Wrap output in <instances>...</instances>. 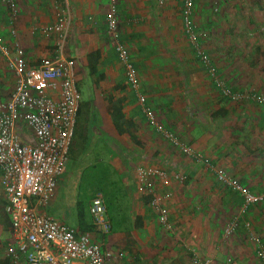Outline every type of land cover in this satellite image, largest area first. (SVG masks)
Masks as SVG:
<instances>
[{
  "label": "crops",
  "instance_id": "1",
  "mask_svg": "<svg viewBox=\"0 0 264 264\" xmlns=\"http://www.w3.org/2000/svg\"><path fill=\"white\" fill-rule=\"evenodd\" d=\"M198 1L195 2V8ZM15 2L19 15L10 22V10L0 0V36L7 49L6 52L0 50V102L7 100L14 88L15 77L10 60L14 56L15 46L19 45L24 49L26 60L30 64H37L42 58L52 56L56 48L57 33L45 34L42 29L52 25L58 10L67 4L71 10V26L65 53L77 60L78 88L79 75L84 81L90 78L87 81L90 97L88 100L81 97L79 106L81 119L84 120L82 126L85 124L88 131L90 121L100 119L102 126L106 127L104 133L113 138L117 147L113 149L109 143L106 145H110L114 151L135 150L138 152L137 160L142 162L140 165H159L158 167L171 171L183 168L188 175L185 182L158 180L155 193L162 205L169 210L173 230L176 220L182 221L179 229H187V222H190L192 229L202 228V231H207L205 220L208 221V218L203 219L204 211L197 212L200 208L197 200L199 196L207 197L216 189L212 185L220 183L203 161H194L181 153L147 121L137 100V91L126 83L114 41L106 30L105 13L109 0ZM117 6L119 35L127 45L138 70L140 89L148 96L159 121L173 130L203 159L224 168L253 191H262L264 105L224 97L216 84L209 80L207 67L200 61L184 32L182 4L180 6L178 0H164L162 4L158 0H117ZM210 12L202 8L195 11L194 27L208 32L209 38L205 42L209 46L205 52L212 56V63L217 69L228 72L223 63H216L220 56L228 54L222 55L219 51L216 61L213 57L217 54L213 49L216 42L214 24L218 22ZM13 28L15 34L11 33ZM232 62H226V65L230 64L232 67ZM110 102L124 118L133 121L132 128L121 125L120 130L118 129L108 111ZM78 118L77 115V121ZM132 136L136 137L131 139ZM135 167L132 166L129 173L123 171L130 178L129 186L126 185L129 208L113 213L116 227L106 236V245L125 253L118 264H178L175 262V255L165 257V251L175 245L169 243L167 236L159 238L155 233L157 230L152 229L151 220H159L150 206L151 196L140 195L134 189ZM118 170L122 173V169ZM195 190L199 191V196ZM237 201H242L241 197L237 196ZM5 204L6 197L0 183V264H11L6 255V248L11 240V227ZM240 208L246 215L250 212L249 216L254 221L260 214V206L251 205L244 210L242 201ZM240 216L235 218L240 221L245 218V215ZM197 222L202 223V227L194 225ZM159 225L165 231L169 230L161 223ZM95 228L97 230H92L91 233L95 239L100 240L102 235ZM215 244V241L206 243V257H213L217 253ZM239 246L237 245L238 252L246 256V247ZM195 250L200 254L204 252L199 247ZM179 258L181 264H188L185 254ZM239 262L245 264L243 257L239 258ZM20 264L27 263L20 261Z\"/></svg>",
  "mask_w": 264,
  "mask_h": 264
},
{
  "label": "built area",
  "instance_id": "2",
  "mask_svg": "<svg viewBox=\"0 0 264 264\" xmlns=\"http://www.w3.org/2000/svg\"><path fill=\"white\" fill-rule=\"evenodd\" d=\"M3 1L10 10L9 20L13 22L19 15L17 4L15 0ZM158 2L162 4L164 0ZM182 2L184 32L220 93L232 100L245 99L264 105V94L257 91L241 93L221 78L217 67L200 45L202 33L194 27L196 0ZM118 12L117 0H109L105 13L106 30L114 41L126 83L137 91V100L149 124L181 153L194 161H203L221 185L241 197L244 210L264 201V189L253 191L224 168L203 159L159 121L148 96L140 89L138 70L119 35ZM70 26L71 10L66 4L56 13L55 22L42 29L45 34L57 33L54 54L42 58L37 64H30L24 49L16 45L10 60L15 83L9 98L0 102V183L11 227V240L6 248L11 264H20V261L27 264H118L125 255L122 250H113L106 245V236L115 226L108 214L103 191H95L87 204V215L90 223L99 229L100 240L95 239L90 231L74 228L43 210L54 198L59 181L66 172L81 102L77 60L65 53ZM11 33L15 34L14 28ZM0 50L7 51L1 36ZM133 177L135 191L151 196L150 206L159 222L171 229L168 211L155 193L156 184L158 180L167 182L170 179L184 182L188 178L186 172L137 165ZM237 226L238 219H232L225 228V241ZM255 252L260 264H264V245L258 242ZM188 264H213V260L193 254Z\"/></svg>",
  "mask_w": 264,
  "mask_h": 264
},
{
  "label": "rangeland",
  "instance_id": "3",
  "mask_svg": "<svg viewBox=\"0 0 264 264\" xmlns=\"http://www.w3.org/2000/svg\"><path fill=\"white\" fill-rule=\"evenodd\" d=\"M178 4L180 6L181 4L183 5L182 0H178ZM201 8L210 10V14L216 17L218 22L214 24L216 42H214L213 49L217 53L213 56L214 60L219 57V51H221L222 55L228 54L227 56H220L221 58L216 62L218 64L223 63L228 71H221L218 68L221 78L226 82L228 81L227 83L231 84V87H235L234 89L241 93L257 91L260 94H264V0H199L198 6L194 8V12L201 10ZM177 9L179 12V6ZM197 31L202 33L200 45L206 50L209 46L205 42L209 38L208 32L205 30ZM209 56L213 62L212 56ZM230 60L233 61L232 67H230V64L226 65V62ZM207 75L209 80L212 81L208 72ZM89 79L87 78L84 81L80 75L78 77L81 97L85 100H88L90 97L87 82ZM78 119L80 122L79 120L76 122L77 126L79 124V127H81L84 120ZM105 130L106 127L102 126L100 119L94 118V120L90 121L88 130V133L91 135L90 141L82 158L77 162L69 158L66 172L59 181L54 198L43 207L46 214L74 228L79 227L77 221L78 202L83 204L86 221L90 226H93L87 215V204L92 194L89 199L83 200L79 197L80 194H82V197L89 196L90 191L93 189L88 183L79 186L80 177L85 167L98 161L110 164L117 172L113 176L114 180L118 179L117 187L127 192L126 185L127 187L129 186L130 178L125 176L123 171L129 173L132 166L134 167L142 163L137 160L138 152H135V150L114 151L113 149L117 145L113 138H109L104 133ZM100 137L102 138L100 139ZM135 137L132 136L131 139ZM132 141L134 143V140ZM106 143H109L113 149L111 150L110 145L107 146ZM118 168L122 169V173ZM212 186L216 189L213 188L214 190L207 197L199 196V191L195 190L200 197L197 200L200 206L197 212L204 211L203 219L208 218V221L205 220V224L208 225V227L206 226L207 231H202V228L201 230L192 229L190 222H187V229H179L182 221L175 220L174 230L172 226L167 232L159 225L160 223L156 219L151 220L153 224L152 229L157 230L155 232L156 235L159 238L167 236L169 243L172 246L175 245L173 248H168L169 250L165 251L167 252L165 257L175 255L174 259L178 264H181L179 257L182 254H185L188 260H190L193 254L206 257V243L215 241L217 253L213 257L209 256L213 260V264H240L239 258L242 257L245 260V264H260L255 249L258 242L264 245V217H262L264 216V201L258 203L259 205L255 204L256 207L260 206V214L257 215L254 221L249 216L250 212H247V215L244 214V211L240 208L242 201H237V196L229 192V189L220 184H213ZM111 203L109 205L106 201L108 214L114 222V218L116 217L113 213L128 210L129 201L127 196H124L122 191H120L118 198H115L114 202ZM240 215H245V218L243 217L242 219L244 222L238 219L237 228L229 235L228 240L225 241L223 237L226 226L229 225L232 218L241 217ZM183 224L186 225V223ZM246 224L249 225L246 226ZM194 225L202 227V223L197 222ZM96 230L94 227L93 231H89L94 232ZM237 245H240L239 247H246V256H244V253L238 252ZM192 247L204 249L203 254H200L201 252L199 253Z\"/></svg>",
  "mask_w": 264,
  "mask_h": 264
},
{
  "label": "trees",
  "instance_id": "4",
  "mask_svg": "<svg viewBox=\"0 0 264 264\" xmlns=\"http://www.w3.org/2000/svg\"><path fill=\"white\" fill-rule=\"evenodd\" d=\"M108 111L111 114L114 123H116L118 129L121 127V125L129 126L132 128L133 121L131 119L124 118L121 112L116 111L115 107L111 105V102L108 105ZM81 108L78 112V117L81 119ZM79 120V119H78ZM80 122V120H79ZM120 130V129H119ZM74 139L70 148L69 157L73 159L74 161H78L82 158L85 149L87 147L88 142L90 141V134L87 131V126L84 124V126L79 127L76 125L74 128ZM116 170L110 165L105 163L104 161H98L94 164L88 165L85 167L82 171L81 177H80V185L82 184H89L92 186V191H90L89 196L82 197V194L79 195L80 198L89 199L90 195L93 194L95 191H103L106 197V201L109 205H111V202H114L115 198H118V194L120 191L124 194V196H127V192L123 191V189H119L117 180L113 179V176L117 173H115ZM119 178V177H118ZM120 181V179H119ZM121 182V181H120ZM233 195H237L236 193L229 190ZM238 196V195H237ZM77 221L78 226L81 231H89L93 230L94 226H90L88 222L85 219L83 204L81 202L77 203Z\"/></svg>",
  "mask_w": 264,
  "mask_h": 264
}]
</instances>
